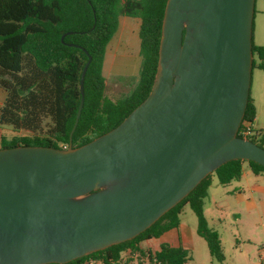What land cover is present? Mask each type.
I'll return each mask as SVG.
<instances>
[{"label": "water", "instance_id": "1", "mask_svg": "<svg viewBox=\"0 0 264 264\" xmlns=\"http://www.w3.org/2000/svg\"><path fill=\"white\" fill-rule=\"evenodd\" d=\"M254 4L167 0L148 96L115 128L72 147L85 52L68 147L0 148V264H69L131 241L230 161L264 168V149L237 136Z\"/></svg>", "mask_w": 264, "mask_h": 264}, {"label": "trees", "instance_id": "2", "mask_svg": "<svg viewBox=\"0 0 264 264\" xmlns=\"http://www.w3.org/2000/svg\"><path fill=\"white\" fill-rule=\"evenodd\" d=\"M167 0H0V127L16 135L2 139L1 148L34 146L62 149L80 103L81 71L91 62L83 80L84 101L72 147H80L115 128L148 96L156 73L161 25ZM136 18L140 69L135 88L122 100L104 95L103 65L106 48L118 29L120 17ZM71 34H68L70 33ZM64 35L63 41L61 37ZM77 46V47H76ZM252 70L264 72V46L252 37ZM255 108L250 97L237 136L244 124H252ZM249 141L263 148V138L251 130ZM246 168L264 176V168L251 161H230L207 176L186 198L146 231L125 243L90 254L69 264L89 260L101 264H187L191 259L182 247L161 245L151 254L140 248L179 226L182 208L196 218V234L206 243L211 258L223 262L220 240L208 227L203 201L214 175L220 186L238 181Z\"/></svg>", "mask_w": 264, "mask_h": 264}, {"label": "rangeland", "instance_id": "3", "mask_svg": "<svg viewBox=\"0 0 264 264\" xmlns=\"http://www.w3.org/2000/svg\"><path fill=\"white\" fill-rule=\"evenodd\" d=\"M261 5L264 6V2L257 0V9L261 8ZM258 19L257 15L255 21L257 25ZM133 37L134 43L131 47L124 49L110 42V46L106 48L108 57L104 73L106 80L104 95L113 102L125 98L138 82L140 57L137 34ZM256 73L254 72L255 75ZM248 177L251 183L256 181L251 174ZM211 179V186L203 201V211L208 227L219 237L223 255L221 264H259L258 258H264V217L257 211H249L247 203L239 202L231 193L234 187L246 184V180L234 181L223 187L218 184L214 175ZM180 222L184 227L196 228V218L188 206L182 208ZM172 235H175V231L168 232L166 237L173 240ZM195 235L193 244L186 245L191 257L187 264H220L211 258L204 240ZM170 240L168 242H173ZM145 264L149 263L145 261Z\"/></svg>", "mask_w": 264, "mask_h": 264}, {"label": "crops", "instance_id": "4", "mask_svg": "<svg viewBox=\"0 0 264 264\" xmlns=\"http://www.w3.org/2000/svg\"><path fill=\"white\" fill-rule=\"evenodd\" d=\"M261 1L264 2V0ZM256 3L257 0H255V4H254L255 12L253 17V42L256 46H264V6L261 5L260 6L261 8L257 9ZM257 15L259 18L258 25L255 23V21L257 20ZM139 25H140V21L136 18H129L124 16L120 17L118 22L117 32L115 33V35L113 36L110 42L111 43L113 42V44L115 43L117 44V46L123 47L124 49L133 46L134 43L133 35L137 34V38H138ZM255 40H258V42L256 43ZM110 42L107 45L108 47L111 44ZM138 47H139V39H138ZM138 52H139V48H138ZM106 57H108V49H106V53H105L103 75L105 73V64L107 61ZM253 71L257 72L256 75L254 74ZM249 97L252 100V103L255 108V118L252 124L250 125V129L254 132L259 133V138L260 137L263 138V145H264V72L263 71L256 69L252 70ZM2 100H3V93L0 90V106ZM15 135L16 134L12 132V130L9 127L6 126L0 127V148L2 144V139L9 140ZM250 174L251 172L248 169L247 170L244 169L242 177L237 182L245 179L246 184L243 185L239 184L238 186L234 187L233 190H231L232 191L231 193L234 194L235 198H237L239 202L245 201L247 203L249 211H257L264 217V176L262 175L253 176L251 174L256 179V181H252L253 183H251V181L248 179L249 178L248 176ZM173 231H175V235H172L173 240H170L169 238L166 237V234L168 233L167 232L157 239H152L149 241L142 242L140 244V248L145 251H149L151 254H153L155 251L159 250L161 245L166 244L174 248L180 246L186 249L187 244L188 245L193 244L194 242L193 236L196 234V228L192 229L191 227H184L182 225V222H179L178 228L175 230H171L169 232H173ZM195 236H197V234ZM169 240L173 242H168ZM123 258L124 260L128 258L131 259L130 262H128V264H137V261L134 256H129L127 254H124ZM258 263L264 264V262L261 261V257L258 258Z\"/></svg>", "mask_w": 264, "mask_h": 264}, {"label": "built area", "instance_id": "5", "mask_svg": "<svg viewBox=\"0 0 264 264\" xmlns=\"http://www.w3.org/2000/svg\"><path fill=\"white\" fill-rule=\"evenodd\" d=\"M251 134L252 133H251V129H250L249 125L244 124V128L239 133L240 138L247 139V137H249ZM261 261L264 262V258H261ZM82 264H101V263L100 262H95L93 260H89V261L84 262Z\"/></svg>", "mask_w": 264, "mask_h": 264}]
</instances>
